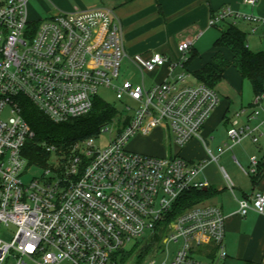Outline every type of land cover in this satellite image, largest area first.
<instances>
[{
  "label": "built area",
  "instance_id": "1",
  "mask_svg": "<svg viewBox=\"0 0 264 264\" xmlns=\"http://www.w3.org/2000/svg\"><path fill=\"white\" fill-rule=\"evenodd\" d=\"M244 2L254 5L257 0ZM230 19L260 22L226 6L210 25ZM192 45L188 38L179 42L178 60L161 53L129 56L121 20L112 8L59 11L30 20L28 0H0V223L16 226L11 241L0 238V264L10 257L14 264H28L24 257L37 264H121L123 246L147 232L156 238L163 233L165 245L180 244L166 264H221L227 255L222 208L207 200L184 207L186 193L210 187L209 180L200 178L204 162L127 148L131 137L149 136L157 127L172 132L179 147L201 137L220 97L205 83L188 82ZM126 59L141 71V82L121 79ZM166 64L175 77L147 86L145 73ZM100 87L136 103L130 114L118 113L111 121L117 130L105 148H96L93 136L36 139L24 115V98L62 123L90 113ZM263 95L255 96L249 119L261 114ZM7 107L11 115L4 119ZM241 114L228 129L230 148L246 138L259 141L257 128L241 123ZM107 130L106 125L96 136ZM32 143L39 154L49 155L44 163L31 161L27 147ZM260 164L254 155L249 168H241L256 175ZM34 168L39 174L24 180ZM226 183L234 192L227 174ZM238 204L242 216L251 210L264 214V191L238 199Z\"/></svg>",
  "mask_w": 264,
  "mask_h": 264
},
{
  "label": "crops",
  "instance_id": "2",
  "mask_svg": "<svg viewBox=\"0 0 264 264\" xmlns=\"http://www.w3.org/2000/svg\"><path fill=\"white\" fill-rule=\"evenodd\" d=\"M30 6L43 17L59 11L98 6L112 8L121 20L129 56L141 53L149 57L153 53H161L178 60L181 58L179 42L188 38L193 41L192 50L187 54L190 79L200 82L195 72L206 64L212 63L222 71L223 77L215 85L220 97L218 106L203 127L201 137L190 140L178 155L194 162H204L200 178L209 180L212 193L207 201L219 205L226 215L224 245L227 255L220 263L264 264V214L251 210L242 216L238 204V199L264 191V95L260 103L261 114L249 119L255 108L256 95L252 83L234 65L233 52L217 44L222 30L210 25L212 16L226 6L236 12L256 16L260 19L256 24L235 21L246 34L249 47L264 52V0H257L254 5L244 0H28V13ZM241 24L246 31L240 27ZM169 72V65L166 64L149 74L155 83L175 77ZM238 112H242L239 117L241 123H249L257 128L259 141L254 143L246 138L230 148L232 144L228 129ZM139 137L150 138L154 143L136 151L170 155L169 145L163 144V128L157 127L149 136ZM208 149L217 157L216 160L209 156ZM254 155L263 164L262 173L255 178L241 170L245 175L241 177L237 167L249 168ZM223 159L231 168L234 178L219 163ZM226 174L235 185L234 192L227 188Z\"/></svg>",
  "mask_w": 264,
  "mask_h": 264
},
{
  "label": "trees",
  "instance_id": "3",
  "mask_svg": "<svg viewBox=\"0 0 264 264\" xmlns=\"http://www.w3.org/2000/svg\"><path fill=\"white\" fill-rule=\"evenodd\" d=\"M218 27L222 30V36L217 44L226 46L233 52L234 65L238 67L243 77L252 83L255 95L264 94V52L254 51L249 47L246 34L238 27L235 20H226ZM195 75L200 82L213 88L223 77L222 71L218 70L212 63L203 66L195 72ZM98 100H95L90 113L62 123L53 122L31 100L24 98L22 102L25 118L36 132V139L57 142L79 140L95 135L112 120L117 111L107 109L102 105L101 100ZM99 106V113L93 114V110ZM39 150L40 148L35 143L29 144L27 147L31 161L44 163L49 155L39 154ZM262 165L260 164V173L254 175L255 178L262 173ZM211 195L210 187L206 190L193 189L186 193L184 207L207 200Z\"/></svg>",
  "mask_w": 264,
  "mask_h": 264
},
{
  "label": "rangeland",
  "instance_id": "4",
  "mask_svg": "<svg viewBox=\"0 0 264 264\" xmlns=\"http://www.w3.org/2000/svg\"><path fill=\"white\" fill-rule=\"evenodd\" d=\"M28 14L30 20H39L43 18V16L38 15L31 6L29 8ZM240 27L246 31V27H244L243 24H241ZM120 77L121 79H129L134 83L137 82L139 83L142 81L141 71L127 59L124 61L123 66L121 67ZM144 78H145V84L147 86L152 85L153 81L152 78L150 77L149 72L145 73ZM188 82L196 83L194 82L193 79L190 78L188 79ZM98 99L101 100L102 105L107 109L117 111L116 115L112 118L111 121H114V119L117 118L118 113L127 115L130 114L129 111H132L134 108H136V103L129 97L123 100L118 99L116 97V92L112 88L100 87L98 89L97 100ZM128 108H132V109L128 110ZM99 110H100V106L98 108H95L92 113L97 114L99 113ZM10 115H11L10 108L7 107L2 113V118L6 119L10 117ZM111 121L107 124V127L110 130L103 131L99 133V135L97 136L96 134L92 135L93 137H95L94 144L96 148L99 149L105 148L109 144L110 140L113 139V137L115 136L117 126ZM164 133H165V137L163 138L164 141L163 144L169 145L171 156L178 155V152L182 147H179L175 144L173 140L174 134L172 132H170V134L168 132H164ZM153 143L150 138L140 139L138 134L135 137H131L129 139V141L127 142V148L134 151L142 150L144 146H148L149 144H153ZM219 163L223 165L224 169L230 174L232 178H234L231 168L228 167L224 159L220 160ZM237 168L239 170L240 176L245 177L243 171H241L242 169L239 166ZM39 172L40 170L35 168L29 170L28 174L24 177V180H29L33 174H39ZM15 232H16L15 225L13 224L7 225L5 223H0V238H2L3 240L11 241L14 237ZM165 246L167 250L163 251ZM179 246L180 244L177 242H169L167 245H165L163 233H160L158 238H156L154 235H151L150 232H147L140 237L132 239L123 246L121 250V257H122L121 264H166L174 258L176 250ZM24 260L28 264H37L36 262L31 261L27 257H24ZM15 261H16L15 258L10 257L7 259V262L5 264H14ZM63 264H67V263H63Z\"/></svg>",
  "mask_w": 264,
  "mask_h": 264
},
{
  "label": "water",
  "instance_id": "5",
  "mask_svg": "<svg viewBox=\"0 0 264 264\" xmlns=\"http://www.w3.org/2000/svg\"><path fill=\"white\" fill-rule=\"evenodd\" d=\"M207 188H205V190H206Z\"/></svg>",
  "mask_w": 264,
  "mask_h": 264
}]
</instances>
